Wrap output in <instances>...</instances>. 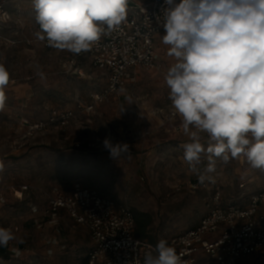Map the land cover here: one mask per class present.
Here are the masks:
<instances>
[{"label":"rangeland","instance_id":"1","mask_svg":"<svg viewBox=\"0 0 264 264\" xmlns=\"http://www.w3.org/2000/svg\"><path fill=\"white\" fill-rule=\"evenodd\" d=\"M151 1L130 0L127 17ZM38 29L32 0H0V63L10 73L0 110V227L15 233L21 264H87L88 231L66 214L57 225L45 216L55 190L69 193L81 184L116 207L151 213L156 242L197 226L218 191L223 205L245 207L262 190L264 172L243 157L217 159L214 173L205 172L206 159L196 171L183 160L180 145L188 138L181 118L170 115L164 75L173 58L161 43L164 32L155 39V66L134 70L124 92L97 102L106 76L87 59L72 65L73 53L46 46L35 37ZM53 110L73 117L52 123ZM106 137L127 143L128 153L113 159ZM201 175L214 179L202 182ZM241 264L264 261L253 255Z\"/></svg>","mask_w":264,"mask_h":264},{"label":"clouds","instance_id":"2","mask_svg":"<svg viewBox=\"0 0 264 264\" xmlns=\"http://www.w3.org/2000/svg\"><path fill=\"white\" fill-rule=\"evenodd\" d=\"M130 0H32L35 37L55 50L88 52L102 35L121 29ZM157 24L161 43L173 62L164 75L173 115L181 118L187 142L183 160L193 170L207 160L206 173L217 159L245 158L264 172V0H164ZM42 75V73H41ZM10 73L0 63V110L6 102ZM129 101L131 97L127 98ZM202 134L207 139L203 140ZM113 159L129 151L127 143L103 140ZM212 176L201 175L203 182ZM15 233L0 227V246ZM143 264H183L167 240Z\"/></svg>","mask_w":264,"mask_h":264},{"label":"built area","instance_id":"3","mask_svg":"<svg viewBox=\"0 0 264 264\" xmlns=\"http://www.w3.org/2000/svg\"><path fill=\"white\" fill-rule=\"evenodd\" d=\"M163 6L164 0H152L134 7L120 30L102 35L90 51L73 54L72 65L87 59L106 76L107 85L95 96L97 102L124 92L134 70L155 66V39L164 32L156 16L161 14ZM93 108L92 104L88 107ZM172 113L173 109L170 115L176 117ZM72 117L73 112L53 110L50 120L65 125ZM0 200H3L1 189ZM213 200L212 209L197 226L168 242L176 248L183 264H241L251 255L262 253L264 256V216L258 215L264 200V180L262 190L251 197L247 207L223 205L219 191ZM62 214L88 231L93 244L88 264H143L146 252L155 253V244L135 236L136 219L132 209L126 205L116 207L89 187L77 184L69 193L55 190L48 199L45 216L57 225Z\"/></svg>","mask_w":264,"mask_h":264},{"label":"trees","instance_id":"4","mask_svg":"<svg viewBox=\"0 0 264 264\" xmlns=\"http://www.w3.org/2000/svg\"><path fill=\"white\" fill-rule=\"evenodd\" d=\"M132 211L136 219L135 236L141 240H145L156 245L157 244L156 237L153 236V234L151 235L152 226L154 223L152 214L140 210H132ZM7 248L8 246H0V252L3 253L7 251ZM88 256H87V264H88Z\"/></svg>","mask_w":264,"mask_h":264},{"label":"crops","instance_id":"5","mask_svg":"<svg viewBox=\"0 0 264 264\" xmlns=\"http://www.w3.org/2000/svg\"><path fill=\"white\" fill-rule=\"evenodd\" d=\"M170 110H172V108H170ZM159 111L162 112L163 109H159ZM180 127H181V125H180ZM262 186H263V182H262ZM263 201L260 204L259 214H258L259 216H261V215L264 216V210L262 208ZM247 206H249V205H247ZM247 206H245V207H247ZM19 247H20V243L18 241H16V240L10 241L8 244L7 251H5L3 253L0 252V264H21L19 262V259H17V258H19L21 255H23L24 252ZM254 255H256L257 257L261 258L262 261H264V256L262 255V253H258V254H254ZM251 256H253V255H251ZM251 256L245 258L244 260L250 258ZM243 261L241 263H243Z\"/></svg>","mask_w":264,"mask_h":264}]
</instances>
